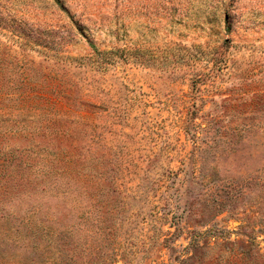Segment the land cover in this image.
<instances>
[{"label": "rangeland", "instance_id": "obj_1", "mask_svg": "<svg viewBox=\"0 0 264 264\" xmlns=\"http://www.w3.org/2000/svg\"><path fill=\"white\" fill-rule=\"evenodd\" d=\"M0 264H264V0H0Z\"/></svg>", "mask_w": 264, "mask_h": 264}]
</instances>
